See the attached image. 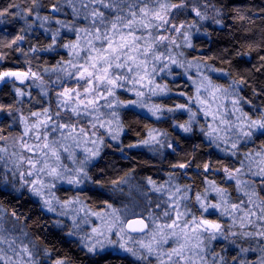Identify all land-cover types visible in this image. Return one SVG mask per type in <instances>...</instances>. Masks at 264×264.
<instances>
[{
    "label": "trees",
    "instance_id": "trees-1",
    "mask_svg": "<svg viewBox=\"0 0 264 264\" xmlns=\"http://www.w3.org/2000/svg\"><path fill=\"white\" fill-rule=\"evenodd\" d=\"M166 2L170 5L185 4L184 9L174 12L172 18L174 23L185 25L183 31L191 34L193 45L187 47L183 34L179 33L174 38L175 44L165 42L162 46H158L159 53L167 56L168 49L171 48V55L183 61V67L171 66V75L166 71L155 77L156 83L166 84L170 91L167 94L152 95L145 90V97L142 98L145 107L117 106L115 110L123 127L118 140L111 138L107 127H98L97 135L103 137V144H100L99 156L87 167L93 181L100 180L102 186L86 181L79 190L58 187L55 194L60 197L61 191H66L70 197H79L93 213L110 208L128 209L132 215L145 220L150 225L158 223L169 225L175 219L170 195L175 193L177 187L182 193L186 187H190V191L186 193L189 199L183 201V204L187 205L192 214L197 218L203 215L204 218L218 221L226 233L232 230L237 233L231 244L227 246L225 254L227 261L232 264H240L242 261L246 263L247 260L250 262L252 254L264 252L261 251L264 242L261 241L260 244V240L255 239V233L264 222L257 221L256 216L246 217V220L252 219L255 223L245 222V227L241 229L239 217L244 215L243 212L237 214L236 224L233 225L232 217L221 216L217 210L210 209L207 213L203 212L195 196L197 192L204 193L205 189H208V201L217 202L216 193L206 183L208 180L226 188L233 203H240L243 200L245 211L251 208L259 214L261 201H264V174L260 172V169L264 168V136L257 133L250 140H242L238 145L237 155L232 156L230 151L225 153L220 150L223 148L230 150V143L226 145L222 141H217L219 143L217 147L212 143L211 138L205 135V132L211 131L210 126L227 127L221 123L220 115H225V118L233 124L238 123L237 117L241 116V113L235 112L232 104V101L238 97L244 98L240 107L251 119H258L264 111V59H262L264 0H166ZM117 3L119 8L125 9L119 14L126 16L129 15L127 12L129 3L136 5L138 16L139 8L143 6L139 0H126L125 3L117 0ZM205 3L221 9V14L217 18L222 19V25H217L212 19L201 21L196 16L192 9L197 7L203 12ZM39 4L41 7L34 9L31 17L25 16L22 19L17 13L23 15L31 9L32 0H0V11L7 9L6 14L0 17L2 21L0 55L4 57L0 60V71H26L30 67L42 77L41 80L29 79L23 84L15 78L0 80V136L5 138L0 139V148L7 149V152H0V156L3 157L0 159V237L4 240L0 243V248L9 257L11 254L7 253L6 236L16 235L22 237L25 247L29 252L34 253L36 259L43 260L40 264H56L58 260L63 261V264H141L132 256L124 254L107 251L90 252L80 244L76 231L70 228L62 217L58 218L48 213L41 204L40 198L34 196L20 182V168L17 169L16 155H12L17 151L15 142L21 136L32 140L37 133L43 136L45 131L52 132L53 122L59 124L78 120L71 111L59 104L62 98L58 97V93L62 92L64 87L75 88V84L71 82L74 76L69 77L61 71V68H66L69 72L74 71L65 63L73 57L69 55V50L65 49L63 44L75 41L76 33L62 28L56 20H61L65 24H74L79 28L91 25V18L84 19L86 10L80 0H74L73 3V6L80 11L79 15L73 13V6H70L67 0H39ZM53 4H58L60 11L53 12L51 10ZM149 6L156 8L158 5L153 0ZM91 7L92 5H89V10ZM101 10L105 11L109 18L117 15L118 11ZM37 11L40 16L51 17V20L45 24L48 32L39 27L40 21L35 20ZM207 14L210 17L216 15L211 7L207 9ZM240 15L245 18L240 20ZM25 19L33 24V29L24 33L26 39L21 44L8 48L6 45L26 27ZM189 25L195 26L189 27ZM57 28L60 29V36L57 37L54 51H31L33 47L44 49L51 44L52 33ZM148 31H151L154 37L161 35V29H139L136 34L147 37ZM81 35L83 37V34ZM82 46H86L83 39ZM22 53H27V57ZM79 63H83V60ZM159 67L160 65L157 66L158 69ZM210 69L219 71H210ZM204 76L210 77L213 85L219 86L221 91L213 96L210 91H205L201 87L200 97L204 101L201 104L196 99V89L201 85ZM241 80L244 81L243 84L234 83ZM203 83L207 84L204 81ZM16 89H20L24 95H18ZM225 89L227 91H224ZM116 98L121 102L137 99L133 91L125 89H117ZM99 103L103 104L104 101L101 100ZM177 104L186 105L196 113L192 121L193 130L190 133H185L176 127L186 123L191 115L186 108L176 109ZM153 105L161 106L159 119L148 111ZM45 108L49 109L51 116L48 127L30 130L29 135L24 136L25 123L21 118H27L28 125L36 123L37 119L44 120ZM168 108L175 110L169 112ZM103 111L107 113L110 109L104 108ZM206 111L208 115H205ZM33 112L41 115L38 118L34 117ZM57 112L60 113L59 117L56 115ZM214 114L217 116L215 120ZM90 119L91 117L82 116L79 121H82L83 126H90ZM104 119L107 121L108 117ZM112 127L115 129L116 125L113 124ZM153 129L155 130L153 135L161 143L141 144L142 140L148 139L149 130ZM57 134L59 135L57 138H60V130L50 133L49 138L56 140ZM219 135L225 136L226 133L221 131ZM228 136L230 141L236 139L235 135ZM169 144L172 145L171 148L168 147ZM129 145L138 146L129 147ZM241 161L244 162V166L238 178L246 183L245 190L249 194L255 192L251 203L248 196L244 195V191H237L236 180H229L222 173L224 167L231 170L240 168ZM188 162L191 163L186 169L173 167ZM206 162L211 164L208 172L203 169V164ZM165 211L169 212V216L164 215ZM191 218V215L185 217L188 220ZM241 232H252L253 235L247 238L240 235ZM237 251L242 252V255L237 254ZM12 261L16 264H26L17 259ZM0 264H3V261H0Z\"/></svg>",
    "mask_w": 264,
    "mask_h": 264
},
{
    "label": "snow or ice",
    "instance_id": "snow-or-ice-1",
    "mask_svg": "<svg viewBox=\"0 0 264 264\" xmlns=\"http://www.w3.org/2000/svg\"><path fill=\"white\" fill-rule=\"evenodd\" d=\"M83 8L86 10L84 19L88 20L91 18V25L89 27L79 28L74 24H65L61 20H56V23L59 24L62 28H67L69 31H74L76 33L75 41H69L68 43L63 44L65 49L69 50V55L73 57L72 60L66 61L65 63L70 65L73 72H69L66 68H61V71L65 72L69 77L75 76L77 81H85L83 91H79L77 88L64 87L62 92L58 93V97H61L59 104L65 109L72 112L74 116L78 118L77 123L79 122L80 117H91L89 124L91 126V137H96V139H91V143L95 145L94 148H85V152L88 153L84 159L80 160L78 166L75 168H69L66 165L60 163L61 156L58 150L57 145L64 148L65 152L69 151L70 145L60 144L59 141L48 139V132L43 134V143L39 133L36 135L37 143L35 145H30L27 141L24 140L23 136L20 137V147L28 152H33L36 154V158L25 157L22 153L19 156L20 163L17 164V169L26 161L29 165V171L27 172V177H35V179L29 181L25 178V173L20 172L22 186L27 184L29 185V190L34 196H37L42 201L43 207L47 209L48 212H57V206L60 209H68L74 204L80 203V198L75 197L72 199H67L61 201L58 197L55 196V193L52 189L56 186L55 183L49 184L45 177L51 178L53 181H64L68 185H71L75 188H79L80 185H83L86 181L94 182L95 184L101 185L100 180L93 181L92 176L88 172V163L91 159L99 156L100 154V144H103V137L98 136V127L105 128L107 127L109 135L113 140L119 139V133L123 130L122 125L120 124V117L118 112L115 110L117 106L129 107H145L144 100L145 90L152 95L157 94H167L170 91L167 85H160L156 83L155 77L159 73L168 72L169 75L172 74L171 66L176 65L178 67H183V61L178 60L175 56L171 55L172 49L169 48V55L165 56L163 53L158 52V46L163 44L164 41L169 40V37L161 35L159 37H154L151 31H148L147 37L144 35H137L139 29L149 30V29H163L164 31H175L176 33H182L184 36V41L187 47H192L191 44V34L189 32H184L185 25L181 23L179 26L172 23L169 19L172 9H179L183 7V4H168L166 0H154L158 5L156 8H151L149 6L153 0H139L143 5L139 8V16L135 10L136 5L129 3L127 5V12L129 15H120V11H125V9L119 8L117 0H80ZM126 0H120V3H125ZM67 3L70 6H73L74 0H67ZM89 5L92 7L89 10ZM41 7L39 0H32V8L28 9L25 14L17 13L18 16H21L24 19L25 16L31 17L34 9ZM211 7L215 11L216 15L209 16L207 14V9ZM205 11H200L199 8L194 7L192 10L195 12L196 16L199 17L201 21L206 19H212L217 25H222V19L217 17L221 14V9L216 8L215 5H209L205 3ZM101 9H107L109 12L117 11V15L109 18L106 16L105 11ZM53 12L60 11L58 4H53L51 6ZM74 14L79 15L80 11L75 6L72 7ZM7 12V9L0 11V17L4 16ZM130 16V18H129ZM245 17L240 15L239 19L243 20ZM35 20L40 21L39 27L44 28L45 32H48V29L45 28V24L51 20L50 16H40L37 11ZM2 23V21H0ZM26 27L21 29V32L17 34L10 43L6 46L12 48L13 45L21 44L25 39L26 35L24 33L29 32L33 29V24L28 23L25 19ZM195 25H189V27H194ZM199 31V29H198ZM83 34V37L82 35ZM60 36V29L57 28L52 33V43L49 44L44 49H37L33 47L32 52L36 51H54L55 46L57 45V37ZM82 39L86 46H82ZM171 44H175V39L170 40ZM179 47V45H177ZM18 50H20L18 48ZM83 53V55H82ZM27 57V53H22ZM183 55V53H180ZM4 57L0 55V60H3ZM264 59V57H262ZM80 60H83V63H79ZM76 61V62H74ZM167 61V62H165ZM160 65L159 69L157 66ZM151 66V67H149ZM47 71V70H46ZM55 71V68L53 69ZM210 71H219L217 69H210ZM226 74V73H225ZM6 78H15L23 84L26 80H41L42 77L39 73L33 72L29 67L26 71H0V80H5ZM191 79V77H189ZM203 81H207V84H204ZM201 85L197 86V97L196 99L202 104L204 101L200 97L201 87L205 91H210L211 95L215 96L216 92L221 91L219 86L213 85L211 78L208 76L203 77ZM195 83V81L193 82ZM234 83L243 84L244 81L239 82L234 81ZM126 85H131V88H126ZM125 89L127 91H133L137 97L136 100H130L127 102H121L116 98V90ZM18 95H24L20 89H16ZM224 91H227L226 89ZM183 95V93H180ZM103 100L104 103L100 104L99 101ZM244 101L243 97H238L232 101L234 111L240 112L241 116L237 117L238 123L233 124L230 120L225 118V115H220L219 119L222 124L227 125L226 128H212L211 131L205 132L207 137L211 138L212 143L216 144L219 147L217 141H222L224 144L230 143V150L228 148L220 149L222 152L229 153L232 156H236L238 153V145L241 141L250 140L253 135L259 134L264 136V111L261 112L258 119H251L247 113L243 112V109L240 107L241 102ZM247 102V101H245ZM104 108L110 109L109 112L105 113ZM187 109L191 114L189 120L184 124L176 125L182 129L185 133L192 132V121L196 116V113L192 112V109L183 104H177L176 109ZM175 109L168 108L167 111L172 112ZM148 111L159 119L158 113L161 112L160 105H153L148 109ZM41 113L33 112L32 116L39 117ZM43 115L46 117L44 120L37 119L36 123L28 125L27 118L22 117V121L25 123L24 136H28L30 130H38L41 128H47L49 122L51 121V116L49 115V109L45 108ZM57 117L60 113L57 112ZM205 115H208V112H205ZM108 117L105 121V117ZM217 116L214 114L213 119L215 120ZM115 124L116 128L113 129L112 125ZM211 127V126H210ZM52 132L60 130L62 138L67 140H72L75 142L76 146L79 147L81 143L87 144L89 142V132L85 127H80L77 129L76 123H55L53 122ZM155 130H149L148 139L142 140L141 144L148 145L150 143H161L157 139L153 132ZM203 131V129H202ZM224 131L225 136H220L219 133ZM227 134H232L236 136L234 141H230ZM85 139H81V138ZM0 139H5L0 136ZM99 141V143H98ZM138 145H129V147H136ZM163 147V144H161ZM168 147H172L171 144ZM0 152H7L6 148H0ZM16 155L15 152L12 154ZM69 158L73 160V163H76L75 154L69 153ZM0 159H3L0 156ZM55 160V164H52L51 161ZM191 162L188 163H179L173 165V167H178L180 169H186L190 166ZM244 162L241 161V167L235 170H231L228 167H224L223 171L226 174L229 180H236L237 191H244V195L248 196L249 203L252 202V196L255 195V192L249 194L245 189L247 188L246 183L242 182L238 177L242 172ZM199 167V165L197 166ZM211 168L210 163H204L203 169L205 172H208ZM260 172L264 174V168L260 169ZM151 183V181H149ZM206 183L211 186V190L216 193L217 202L211 203L208 201V189H205L204 193H196L195 200L200 205V208L203 209V212L207 213L209 210H217L220 212L221 216H230L232 217L233 225L236 224L237 214L243 212L244 215L240 216V228L245 227V222L248 224L255 223L252 219H247L246 217L256 216L257 221L264 222V201H261L260 212L257 214L249 208L245 211L244 201L241 200L240 203H233L232 198L230 197L228 190L224 187L218 186L215 181H208ZM102 186V185H101ZM159 191V189H157ZM187 191H190V187H186L182 193L179 187L176 188L175 193L170 195V199L173 200V207L176 214V219L172 220V223L165 225V227L173 229L170 233L171 236H175L177 247H173L171 251L165 253L161 250L162 243L168 242V235L163 234L161 230V237L158 239L157 235L153 233L152 239L145 243L144 241H139L140 247L146 249L147 255L139 253L137 250L129 248L126 246V243L121 242L119 247L126 252H130L134 257H137L139 260H147L154 253L157 255V259L160 261V264H181V261H186L187 264H197L196 260H192L191 256H186V250L191 252L192 255L198 257L202 264L203 258L200 257V252L204 251V238L202 234L207 233V239L209 241L215 240L217 236L223 235L225 239L228 238L225 235V230L222 227L221 223L216 220H211L204 218L201 215L200 218H197L194 214L190 212L186 204H183V201L188 200L189 197L186 194ZM183 204V210H182ZM111 207V205H109ZM58 214H66V212H58ZM96 215H99L98 213ZM164 215L169 216V212L165 211ZM191 215V220L185 219V217ZM141 225L136 227V225ZM146 225L143 224V221H132L129 224L131 231L143 232ZM191 228V235L187 231ZM180 229L178 233L175 231ZM111 227L108 228L110 232ZM93 232H96V229H93ZM71 234V233H69ZM123 240L124 229L121 227L120 232L116 233ZM245 237H251L252 232H241L239 233ZM99 235L103 236L104 233ZM231 235L235 236L237 233L232 232ZM256 236L264 238V223L261 224ZM131 238V237H129ZM195 238L196 244L193 245V248L198 249L199 251H192V248L189 247V242ZM90 239V238H89ZM107 239V238H106ZM184 240V243L180 241ZM3 237H0V243H3ZM108 244H115V241L111 239L107 240ZM97 243H101L97 241ZM96 245L93 244L88 248L90 252L95 250ZM101 247L103 244L101 243ZM23 252L31 255L27 247L22 249ZM242 251H248V249H242ZM166 257V259H165ZM0 261H3V264H16L15 261H12L11 258L7 257L4 254V250L0 248ZM56 264H63V261H56ZM215 264V262H213Z\"/></svg>",
    "mask_w": 264,
    "mask_h": 264
},
{
    "label": "rangeland",
    "instance_id": "rangeland-1",
    "mask_svg": "<svg viewBox=\"0 0 264 264\" xmlns=\"http://www.w3.org/2000/svg\"><path fill=\"white\" fill-rule=\"evenodd\" d=\"M185 6V4H183ZM184 6L179 8V9H175L171 12L169 19L171 20L172 23H174L173 21V14L174 12L179 11L180 9H184ZM177 26L180 25V23H174ZM179 33H176L175 31H164L163 29H161V35L167 36L169 37V40L164 41L165 42H170L171 39H174ZM160 35V36H161ZM159 46H162L159 45ZM150 67V66H149ZM28 81V80H26ZM25 81V82H26ZM71 82L73 84H75V88H77L79 91H83V85H85V81H77V78L74 76L71 80ZM205 83H207V81H204ZM126 88H131V85H126ZM62 123V122H60ZM66 123H76L77 129H79L80 127H85L88 132H89V142L87 144L81 143L79 147L76 146L75 142H73L72 140H67L65 141L62 136L60 138H57L59 135H55V138L57 141L60 142V144L63 145H70L69 147V151L65 152L63 147H60L59 145H57L58 150L60 152V156H61V160L60 163L62 165H66L69 168H75L76 166H78V163L80 160L84 159V157L86 155H88V153L85 152V148H94L95 145H93L91 143V139H96V137H91V126H83L82 121H79L77 123V121L74 122H66ZM213 127L211 126V129ZM226 128V127H224ZM224 132V131H222ZM52 132L48 133V139L49 141H52L49 138V135ZM37 135V134H36ZM36 135L34 137H32V140L24 138L25 141H27L30 145H35L38 141L36 139ZM230 135V134H228ZM41 136V140L39 141L41 144L43 143V136ZM82 140L85 138H81ZM17 149L16 151V158H17V163H20L19 161V156L22 153L25 157H33L34 159L36 158V154L33 152H28L24 149H22L20 147V139H18L15 142L14 145ZM69 153H74L75 154V159H76V163H73V160L69 158ZM96 157L94 159H91L90 162L88 163V165L92 164L95 161ZM52 164H55V160L53 159L51 161ZM87 165V166H88ZM23 171L25 173V178L28 179L29 181L35 179V177H27V172L29 171V165L27 164V162L25 161L21 167H20V172ZM19 172V175H20ZM223 175L227 178L226 174L224 173V171L222 172ZM20 182L22 184V180H21V176L19 177ZM45 180L51 184V183H55V187L52 189V191L55 193V190L60 187L63 189H72V190H79L82 185L79 186V188H75L71 185H68L66 182L64 181H53L51 178L49 177H45ZM25 187H27L29 189V185L25 184L23 185ZM55 196L57 197V195L55 194ZM61 201L67 200V199H72L74 197H70L68 195V192L66 191H61V196L58 197ZM42 204V201H40ZM45 208V207H44ZM47 210V209H46ZM183 210V209H182ZM48 212V211H47ZM58 212H66V214H58ZM51 213L53 215H55L58 218L62 217V220L64 222H66L70 228L74 229L78 235V240L80 241V244L82 246H84L85 248H89L91 247L93 244L96 245L95 250L93 252L95 253H104V252H111V253H116V254H124L127 256H132L134 259L138 260L141 264H160V261L157 259V255L154 253L152 256H150L147 260H139L137 259V257H134L130 252H126L123 249H121L119 247V244L121 242L126 243V246L129 248H132L134 250H137L139 253L143 254V255H147L146 253V249H142L140 247L139 241H144L145 243H148L151 239H152V235L153 233H155L157 235V238L159 239L161 237V234H167L168 235V242L167 243H162L161 245V250L165 253L171 251V249L173 247H177V243H176V237L175 236H171L170 233L173 231V229L165 227L164 224L158 223L150 225V223H146L147 224V230L145 233L142 234H128L125 231V224L134 219L137 218L134 215L131 214V212L128 209H103V211L98 212L99 215H96L97 213H93L92 211H89V209L80 201V203L78 204H74L71 207H69L68 209H60L59 206H57V212H48ZM174 213V218L176 219V214L175 211ZM111 227V231H108V228ZM121 227H123L124 229V234H123V240H121V237L118 236L116 233L120 232ZM93 229H96V232H93ZM162 230V233H161ZM225 230V229H224ZM176 231V230H175ZM190 235L191 233V228H189L187 230ZM235 230L230 231L229 233H226L225 230V235L228 236L227 239L224 238L223 235L217 236V238L215 240H211L209 241L207 239V233L202 234V237L204 238V251L200 252V257L203 258V262H206V264H213V262H215V264H232L231 262L227 261L226 258V252H227V246H229L232 242V240L235 238V236L231 235L232 232H234ZM178 233L180 232L177 231ZM100 233H104L103 236L99 235ZM236 233V232H235ZM239 236V234H238ZM131 237V238H129ZM6 238L8 239V243L6 244V248H7V253L13 255L14 257H12L11 255H9V257L12 260H19L22 263H26V264H40L42 263L43 260L39 261L38 259H36V257H34V253H31V255L25 253L22 251L23 248H25L26 244L23 242L22 237H17L16 235H9L6 236ZM90 238V239H89ZM107 238V239H106ZM248 238V237H247ZM250 238V237H249ZM111 239L112 241H115V244H108L107 240ZM255 239L258 241L260 240V244L261 241L264 242V238L262 237H258L255 235ZM97 241H100L103 244V247H101V243H97ZM181 243H184V240L180 241ZM196 239L193 238L190 242H189V247L192 248V251H199L198 249L193 248V245L196 244ZM24 243V244H23ZM216 246V248H215ZM230 248V247H229ZM264 247H261V251H264L263 249ZM238 252V251H237ZM252 252V251H251ZM250 252V255L252 254ZM6 253V254H7ZM242 255V252H238L237 254ZM186 256H191L192 260H196L197 264H202L201 260L196 257L195 255H192L191 252L187 251L185 252ZM241 255H239V257L241 258ZM251 258V257H249ZM166 259V257H165ZM247 259V257H246ZM45 264V263H43ZM181 264H187L186 261H181ZM240 264H264V252L262 253H256L255 255L252 254V259L250 260V262L247 260V262L245 263L244 261H242Z\"/></svg>",
    "mask_w": 264,
    "mask_h": 264
},
{
    "label": "water",
    "instance_id": "water-1",
    "mask_svg": "<svg viewBox=\"0 0 264 264\" xmlns=\"http://www.w3.org/2000/svg\"><path fill=\"white\" fill-rule=\"evenodd\" d=\"M132 221H143V224L147 226L145 220H143V219H141V218H134V219L128 221V222L125 224V231H126L128 234H142V233H145V232H146L147 227H145V229H144L143 232H139V231L133 232V231H131L130 228H129V224H130V222H132ZM140 226H141V225H139V224L136 225V227H140Z\"/></svg>",
    "mask_w": 264,
    "mask_h": 264
}]
</instances>
